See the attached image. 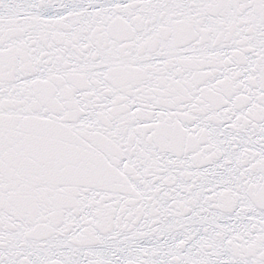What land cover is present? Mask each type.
Listing matches in <instances>:
<instances>
[{"label": "snow or ice", "instance_id": "1", "mask_svg": "<svg viewBox=\"0 0 264 264\" xmlns=\"http://www.w3.org/2000/svg\"><path fill=\"white\" fill-rule=\"evenodd\" d=\"M0 264H264V0H0Z\"/></svg>", "mask_w": 264, "mask_h": 264}]
</instances>
